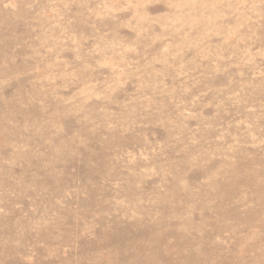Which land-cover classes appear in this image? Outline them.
I'll return each mask as SVG.
<instances>
[{
    "label": "rangeland",
    "instance_id": "obj_1",
    "mask_svg": "<svg viewBox=\"0 0 264 264\" xmlns=\"http://www.w3.org/2000/svg\"><path fill=\"white\" fill-rule=\"evenodd\" d=\"M0 264H264V0H0Z\"/></svg>",
    "mask_w": 264,
    "mask_h": 264
}]
</instances>
